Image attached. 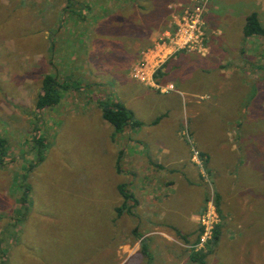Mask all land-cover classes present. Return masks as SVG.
<instances>
[{"label": "rangeland", "instance_id": "1", "mask_svg": "<svg viewBox=\"0 0 264 264\" xmlns=\"http://www.w3.org/2000/svg\"><path fill=\"white\" fill-rule=\"evenodd\" d=\"M168 1L0 0V264H149L130 252L148 234L160 264L166 252L173 264H264V71L256 69L264 38L229 29L241 31L253 11L264 25V0H209L201 48L176 51L141 81L148 50L169 31ZM223 32L234 47L212 44ZM45 74L69 87L40 110ZM105 101L123 103L141 125L115 132L101 116ZM233 175L244 199L258 202L255 238L241 256L218 204V191L231 197ZM123 204L129 212L118 213ZM212 206L218 220L200 246Z\"/></svg>", "mask_w": 264, "mask_h": 264}, {"label": "crops", "instance_id": "2", "mask_svg": "<svg viewBox=\"0 0 264 264\" xmlns=\"http://www.w3.org/2000/svg\"><path fill=\"white\" fill-rule=\"evenodd\" d=\"M182 1H184V0H170L167 3L164 4V7H163L164 11H161L163 13L164 17H166L164 19L165 20L164 21L165 22L164 29L168 28L169 31L174 30V25L172 23V21H173L172 14L178 13L180 11V8H181L180 5L183 3ZM172 4H176V5H174L171 8V10H170V6ZM158 12H160L159 9H158ZM118 14L122 15L121 13H118ZM132 14L133 13L127 14L128 20H131L130 19V15H132ZM161 17H162V15H161ZM166 22H168V24H166ZM167 25H168V27H167ZM229 29H230V31H233L232 32L233 33L232 34L233 37H234V35H240V36L243 35V27H242L241 31L235 30L234 28H231V27ZM155 30L156 29L147 31V41L149 43L152 41V38L155 36ZM160 31H162V30H160ZM213 37H214V35H213ZM212 40H213L212 44L216 45V42L219 41L220 45L222 47H224L225 49H227L228 46L229 47H231V46L234 47L236 45L234 40H232L231 46H230V44H227L228 41L225 40L224 32H223L222 35L216 36V37H214V39L212 38ZM238 43L240 44V41H238ZM225 44H227V45H225ZM204 60L206 61V58ZM171 61H173V59H171ZM217 69H218V67L216 68V70ZM224 74L226 76H228L227 72L224 73ZM191 75H194V74L192 73ZM219 75L222 76L220 73H219ZM191 77H193V76H191ZM229 78H232V74H231V76H229ZM222 80H225V79H222ZM226 84H228V82H226ZM216 88H217L218 91H221V88H219L217 86H212V89H213L212 92ZM158 167H162V165H158ZM229 178L231 180L233 193H232V195L230 197L227 194L223 195L221 191H218L217 192L218 193V199H219V201H218L219 203L218 204L220 206L221 214L224 215L225 220H226V224L224 225V229L226 228V230H223V231H225V235L227 237L231 236L230 237V243L232 245L231 244L230 245L232 246V251L233 252L239 251L238 254H240V256H241L243 254H246V250H244L242 252L243 248L245 249L246 245H248V244L251 245L250 242H252L254 240V238H255V237H252V235H254V231L252 232V234H251L250 231L253 230L257 226L258 221H259V218H258V215H257V203L258 202L255 201V200H253V203L247 202V200L244 199V196L239 192L237 176L233 175V176H230ZM174 185H175V189L178 190L179 189V183L175 182ZM161 190L164 191V192L167 191L166 187H163ZM236 194L238 195L237 197H236ZM239 194H241V195H239ZM134 196H135V194H134ZM135 199H136L135 200L136 202H134V200L131 199V201H133V204H137V202H138V199H137L136 196H135ZM158 199H160V198H158ZM148 200H150V198ZM144 202H146V199L144 200ZM159 202H161V200ZM251 204H253L252 208H248L247 209L246 205H251ZM128 207L131 208V206H128ZM156 215H158V214H156ZM153 220L154 219H152V221H151L149 219L148 224H151V222L152 223H157L158 222V221L153 222ZM227 223H228V225H227ZM136 228L137 227H135L133 231H135ZM229 230H232V231H229ZM248 232H250V233H248ZM154 235L155 234H148L147 236H149V237H147L146 240H149L150 242L149 241L148 242H143L140 246H137V248L136 247L132 248L130 250V252H136L139 249L140 252H142L144 254V256H147V258H149V259H147V263H149V264H152V263L153 264H156V263L160 264L161 263V259H156L155 257H152V254H151V253H153L152 252V248L153 247H151V243H153V241L157 239V237L154 236ZM163 238L164 237H160L159 236L158 239L161 240L164 245L169 244L168 241H166ZM143 245H145V248H143ZM169 246H170V244H169ZM231 255H233V253H231ZM165 259H166V263H163V264H167L169 262H172V264H173L175 262V260H176L175 257L172 255V253H169V252L165 253Z\"/></svg>", "mask_w": 264, "mask_h": 264}, {"label": "trees", "instance_id": "3", "mask_svg": "<svg viewBox=\"0 0 264 264\" xmlns=\"http://www.w3.org/2000/svg\"><path fill=\"white\" fill-rule=\"evenodd\" d=\"M243 35L245 37H249L252 35H257L264 38V25L261 23L258 13L256 11L250 12L246 15L243 24ZM257 70L264 71V64L257 65ZM264 79V74L262 76ZM69 87V83L64 79L63 81H59L58 78L51 74H45L41 80V88L36 98V108L44 109L46 107H50L56 105L60 101L61 92L66 90ZM255 93V92H254ZM101 109V116L105 119L114 129L115 132H121L127 125H132L138 127L141 125V122L135 118L133 111L127 108L121 102H99ZM241 126V125H240ZM43 138L38 136L33 138L34 146L38 147L36 153V162L40 163L44 158L43 151ZM5 139L0 138V156H3ZM119 161H117L116 169L119 171L118 167ZM119 192L124 200L133 199L134 202L135 196L133 193L128 192L123 185L118 186ZM24 194H28L29 186L24 189ZM25 197H21V201H23ZM123 210H127L129 212L128 206L123 204L120 208H117L118 213H121ZM219 237V226L216 228L214 233L213 243L218 241ZM145 248V245H143ZM206 254H198L193 253L190 256L191 261H204V257Z\"/></svg>", "mask_w": 264, "mask_h": 264}, {"label": "built area", "instance_id": "4", "mask_svg": "<svg viewBox=\"0 0 264 264\" xmlns=\"http://www.w3.org/2000/svg\"><path fill=\"white\" fill-rule=\"evenodd\" d=\"M208 1L189 0L188 4L180 5V11L172 14L174 31L164 33L158 41L154 42L146 54L147 59L143 62L144 70L136 73L135 77L141 81H147L152 73L176 51L201 48L206 34L203 15ZM217 220L213 206L202 215L203 233L200 237V246L211 238Z\"/></svg>", "mask_w": 264, "mask_h": 264}]
</instances>
